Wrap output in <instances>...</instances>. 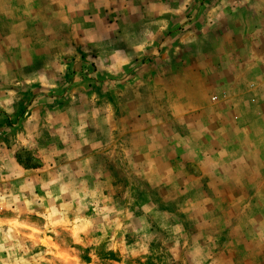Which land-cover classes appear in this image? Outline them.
I'll return each mask as SVG.
<instances>
[{"label":"rangeland","instance_id":"1","mask_svg":"<svg viewBox=\"0 0 264 264\" xmlns=\"http://www.w3.org/2000/svg\"><path fill=\"white\" fill-rule=\"evenodd\" d=\"M190 2L125 76L68 72L63 114L29 120L18 72L0 264H264V0Z\"/></svg>","mask_w":264,"mask_h":264},{"label":"crops","instance_id":"2","mask_svg":"<svg viewBox=\"0 0 264 264\" xmlns=\"http://www.w3.org/2000/svg\"><path fill=\"white\" fill-rule=\"evenodd\" d=\"M190 1L24 0L28 10L12 18L10 30L0 26V105L12 113L19 101L17 75L23 69L31 72L27 84L34 96L27 105L29 120L32 114H63L40 103L67 97L57 92L66 88L68 72L78 74L86 65L95 74L125 76L155 52L158 24L173 22L182 8L193 5ZM13 8L9 5L8 12Z\"/></svg>","mask_w":264,"mask_h":264}]
</instances>
